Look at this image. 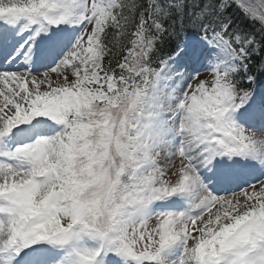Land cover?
I'll use <instances>...</instances> for the list:
<instances>
[{"label": "snow or ice", "instance_id": "1", "mask_svg": "<svg viewBox=\"0 0 264 264\" xmlns=\"http://www.w3.org/2000/svg\"><path fill=\"white\" fill-rule=\"evenodd\" d=\"M0 264H264V0H0Z\"/></svg>", "mask_w": 264, "mask_h": 264}, {"label": "rangeland", "instance_id": "2", "mask_svg": "<svg viewBox=\"0 0 264 264\" xmlns=\"http://www.w3.org/2000/svg\"><path fill=\"white\" fill-rule=\"evenodd\" d=\"M258 135H259V133H258Z\"/></svg>", "mask_w": 264, "mask_h": 264}, {"label": "trees", "instance_id": "3", "mask_svg": "<svg viewBox=\"0 0 264 264\" xmlns=\"http://www.w3.org/2000/svg\"><path fill=\"white\" fill-rule=\"evenodd\" d=\"M167 47V46H166Z\"/></svg>", "mask_w": 264, "mask_h": 264}]
</instances>
